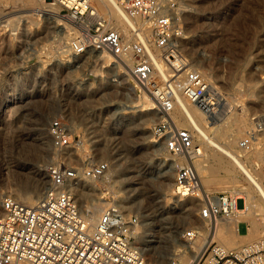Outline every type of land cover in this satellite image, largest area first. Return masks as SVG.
<instances>
[{"label":"rangeland","instance_id":"1","mask_svg":"<svg viewBox=\"0 0 264 264\" xmlns=\"http://www.w3.org/2000/svg\"><path fill=\"white\" fill-rule=\"evenodd\" d=\"M28 1L26 2L28 4L18 6L12 4L11 0H0V11L9 7L12 12L8 16L12 19L8 29L0 30V212L3 198L12 195V190L20 182L30 190L40 188L44 193L49 187L51 181L49 172L54 166H80L88 159L105 161L97 160L99 158L94 156L93 151L98 148L109 158L113 171L108 179L84 180L86 185L90 183L94 185L92 197L106 199L108 203L115 205H124L125 208L123 206L120 209L126 215L138 218L137 233L141 231L144 223L150 222L152 237L156 239L164 235L168 241V252L178 254L184 248L182 245L187 243L183 238L184 231L193 226L199 227L201 222L197 217V204L194 210H190L193 215L191 222L187 219L176 222V215L182 211L181 207H176V203L182 198H179L173 189L174 177L176 170L187 165L189 159L169 153L164 139L154 133L155 126L164 118L157 100L149 89L133 79L123 61L118 65L116 62V65L104 67L106 65L95 57L94 52L97 53L95 50H90L86 56L83 55L85 58L81 56L75 62L64 64L63 60L66 59L68 52L75 53L73 43L75 39L81 37V33L64 18V12L60 11L58 5L55 6L59 18L72 28V33L77 31L67 45L61 43L60 34L54 28L51 29L52 26L56 28L57 23H51V26L44 23V17L39 12H30L33 14L26 21L27 24L24 22L27 28L26 25H22L28 30L17 39L14 34L17 30L14 29L22 28L15 19L20 14L18 10H31L38 6L37 0ZM175 1L181 9V22L187 30L188 38L194 37L193 41L189 40L182 47L181 53L186 67L198 71L212 88L218 91L222 97L218 112L224 110L226 113L222 125L217 129L208 130L206 138H216L224 144L231 140L230 147L262 179L264 124L260 118L264 114V85L258 79L264 78V42L261 41L264 39V0ZM48 2L53 3V0ZM185 4H190L191 7L187 13L183 11ZM12 5L18 7L13 9ZM97 9L108 14L112 20L113 12L106 5ZM3 25L5 24H0V28ZM112 26L115 27L114 23ZM119 29L126 31L127 26ZM154 49L161 53L159 49ZM257 54L262 55L258 62L254 61ZM124 70L125 72L127 70L126 74L129 73L128 79L122 77ZM23 72H26V75ZM176 77H178L176 72L170 69L165 80H161L153 73L151 82L154 81L163 88L166 82ZM100 81L102 85L99 84ZM126 83L134 85L132 98L146 92L155 103L157 113L156 115L150 111L133 113L135 123L126 126V122L120 120L118 127L113 129L114 123L122 114L127 113L125 106L131 104ZM261 85L263 87L259 89ZM180 91L183 93L181 88ZM223 103L226 106H223ZM173 111L174 115L171 113V118L179 128L192 127L186 117L180 116L178 109ZM54 120H60L70 127V140L74 148L67 149L70 150L69 154L66 153V149H59L52 143L49 126ZM258 121L262 122V129L257 130L255 126ZM238 124H241V130H236ZM253 127L257 139L252 141L247 150H243L240 143L249 136L248 131ZM27 133H34L33 137H26ZM108 133L111 134L107 135ZM194 138L196 144L202 142L206 148L205 159L194 163L206 192L211 194L228 192L239 196L242 190H253L231 159L210 146L205 137L195 135ZM209 155H215L228 166L232 171L231 175L224 170H203V164L208 165L205 160ZM257 155L261 157L263 155L262 160L257 161ZM138 164L149 169V174L142 185L132 183L134 181L132 176L136 175L135 169ZM27 165L33 170L39 169L40 174L38 173L36 177L21 174V168ZM126 165L131 172L128 175H121V172L127 170ZM169 166L172 167V179L167 190L172 197L170 195L164 197L157 187L156 180L160 176V171H168ZM118 174L121 178L129 179L124 180L121 185L114 183ZM205 176L212 178L214 183L226 185L224 188L207 186ZM230 180L238 182L239 186L227 185ZM262 183L264 184V178ZM134 188L138 190L134 191ZM251 194L261 202L255 190L251 191ZM77 198L83 205L84 200L78 196ZM123 199L126 200L125 203H122ZM185 199L194 203L199 202L195 198ZM188 205L190 202L186 207ZM237 206L239 209L243 208L242 199L238 200ZM253 219L258 226L256 237H237L232 221L228 233L234 244L224 245L230 250H238L264 238V217ZM226 223L220 222L219 227L223 228ZM248 224L250 226L249 220ZM239 232L241 234L247 232L246 222L240 224ZM198 238L197 241L195 238L194 243L188 242L193 250L196 245H203L204 241ZM215 241L219 243L217 239ZM154 251L155 248L145 255L148 264ZM177 261L188 264L192 259L184 258Z\"/></svg>","mask_w":264,"mask_h":264},{"label":"built area","instance_id":"2","mask_svg":"<svg viewBox=\"0 0 264 264\" xmlns=\"http://www.w3.org/2000/svg\"><path fill=\"white\" fill-rule=\"evenodd\" d=\"M118 2L134 19L128 37L114 29L109 15L94 8L92 0H53L54 5L61 7L64 18L81 33L73 43L75 53L83 55L95 50L112 55L117 65L120 61L127 64L133 79L150 92L148 83L152 79L153 65L145 55L146 42L159 49L169 63L172 61L173 72L178 73L184 65L187 69L180 49L186 29L175 0ZM176 80L177 77L166 82L155 96L164 118L155 126L154 133L164 139L169 153L192 161L199 152L193 132L190 128H179L170 116L174 107L171 82L179 85ZM183 81L184 94L201 110L208 115L219 111L221 95L197 71L188 70ZM257 124L262 129L261 122ZM50 133L55 147L72 146L70 127L66 123L52 121ZM251 143L252 138L248 136L240 144L249 148ZM108 170V162L93 159L80 166L57 165L51 169V184L37 205L29 206L11 195L5 196L0 212V264H147L133 232L138 222L136 216L126 215L110 204L96 223H90L72 194L71 189L76 184L101 180ZM173 189L178 196L201 197L197 215L209 227L239 214L237 203L241 199L233 194L204 196L199 175L190 163L176 170ZM198 230H185L184 240L195 238ZM189 264H264V240L246 245L241 251H226L212 241Z\"/></svg>","mask_w":264,"mask_h":264},{"label":"bare ground","instance_id":"3","mask_svg":"<svg viewBox=\"0 0 264 264\" xmlns=\"http://www.w3.org/2000/svg\"><path fill=\"white\" fill-rule=\"evenodd\" d=\"M26 2H29V1L28 0H11L12 4H17V5L18 4H28ZM36 2L38 5L36 8H33V9L31 8V10H25V9L24 10H18V12L20 14H18L15 17V19L17 20V23H19L20 27H22L23 24L24 25L27 24L26 21H28V19L30 18V15L33 14L30 12H39V13H41V16L44 17V23H46L48 25H50L51 23H54V22L57 23V27L55 28L54 26H52L51 29L54 28V30L60 34L59 35L60 42L67 45L71 41L72 36L75 35L77 33V31H74L72 33L71 32L72 28H70V26H68V24L66 22L62 21L61 18H59L60 16L58 14L57 7L54 5V3H50V2H48V0H37ZM92 2L95 5H97V7H100V8L102 7V5H106L111 10V12H113L111 14L112 20H110V22H111V24L114 23V26H115L114 29L119 34H121L122 36L128 37L129 28H130V26H133L134 19L131 18L130 15L125 11L124 5H119L118 0H92ZM17 5H12L13 9ZM18 6H20V5H18ZM93 7L97 9V7H95L94 5H93ZM59 8L61 10L60 6H59ZM190 8H191L190 4H185L183 11L187 13L188 9H190ZM11 14H12V12H11V10H9V7L6 9L4 8L3 10L0 11V15H1L0 16V24H2V23L5 24V25L1 26L0 30L6 31L8 29L7 27L11 24V20H12L8 16ZM126 26H127L126 31L119 29V28H125ZM23 27L25 28V26H23ZM23 27L20 29H17V28L14 29L13 28L14 30H17L14 33L16 35L17 39L19 38V35H21V36L24 35L25 30L26 31L28 30V29H26L27 25H26L25 29ZM11 29H9V30H11ZM186 32H187V30H186ZM47 33H48V31H47ZM183 39H184V41L182 42L181 48H180L181 51L183 50L182 47H184L186 45V43L189 42V40L190 41L194 40V37L191 36V38L189 39L187 36V33H186V35ZM261 41L264 42V39H261ZM145 48H146L145 55L150 59L152 65H153V73H155L157 75V77L160 78L161 80H165L167 78V75L170 73V69L174 70V67L171 65L172 61H170V63H169L166 59L164 60L165 57H163L162 54L158 50H155L154 48H152L151 44H148L147 42H146ZM83 55L86 56V54H83ZM83 55L82 54L79 55L77 53H70V51H69L68 55H67L68 57L66 56V59L63 60L65 62L64 64H70L72 62H75V61L79 60L80 57ZM94 55H95V57H97V59H100V61H101L100 63L106 65L104 67H107V65H116V61L114 60V57L112 55L106 53V52H103V51H99L97 53L94 52ZM130 55H132V54H130ZM258 55H260V54H257V56L254 60L256 62L260 61L258 59L261 58V56H262V55H260V56H258ZM43 62H44V60H43ZM166 63L168 66H166ZM175 63L176 62H174L173 65H176ZM248 63L249 62H247L246 65H248ZM188 70H190V69L188 67H187V69H185V65H184L183 68L181 70H179L178 73H176V75L178 76L176 82H180L179 85H177V84L175 85V81L171 82L173 85V92H174L173 93L174 107H176L175 109H178L180 111V116L186 117L187 120L189 121L190 125L192 126L190 129L193 132V137L195 135H198L199 137H205L206 138L208 130L217 129L218 127H220L222 125V123L224 122L226 113L223 112L224 110H221L220 111L221 113L216 112L215 115H208L203 110H201L194 102H192L185 94H183L184 92L182 93L180 91V88L182 89V86L184 84L183 80L186 77ZM126 72H127V70H126ZM126 72H125V70L123 71L122 77L123 78L125 77V79L126 78L128 79L129 73L126 74ZM23 74L26 75V72H23ZM98 80H99V78H98ZM150 80L152 81V79H150ZM258 80H260V83H262L264 85V78L260 77ZM151 81L148 84L151 87V89L153 90V91L151 90V94L155 98L156 94L159 95V93L161 92L162 87H159L154 81L153 82H151ZM206 83L209 84L207 81H206ZM99 84L102 85L103 83L100 81ZM126 84H127L126 89L128 90V92H127L128 100L131 104L125 106L124 109L127 110V113L122 114V116L114 123L113 129L115 127H118L120 120L124 121V123L126 122V126H128L129 124L131 125V124L135 123L136 120L134 119L133 113H141L143 111H148V112L150 111V112L154 113L155 115L157 113L155 103L153 102L152 98L146 94V92L141 93V95L138 97L135 96V98H132L131 95H134V90H135L134 85H132L130 83H126ZM263 85H261L259 87V89H261L263 87ZM209 86L212 87V85H210V84H209ZM87 94H89V93H87ZM224 103H223V106L225 105ZM174 107H173V110H175ZM173 110L171 111L172 114L174 112ZM171 113H170V116H171ZM255 119H257V117ZM260 120L264 124V114L261 116ZM237 126L238 127L236 130H241V124H238ZM259 127L260 126H258V124L256 123L255 128L258 130ZM91 132H95V131H91ZM34 133H27L28 135H26V137L32 136ZM49 133H50V126H49ZM110 134L111 133H108L107 135H110ZM50 135H51V133H50ZM94 135H97V134L94 133ZM248 135L251 136L252 141H255L257 139L256 138V130H254V127L248 131ZM32 137H30V138H32ZM34 138L36 139L38 137H34ZM51 138H52V143L54 145L53 137L51 136ZM206 140H208L210 146L219 150L221 153H223L225 156H227L229 159H231V161L237 167L238 171L241 173V175L244 177V179L252 186L253 190H242L241 195H239V196L237 195L238 199L244 200L245 207L243 206V208H241L239 210V214L236 217H234L233 219L223 220V222H227L223 228L219 227L220 222H217L216 225H212V227H209L197 215L199 221L201 222L200 226L199 227H197V226L190 227V228L199 229L198 230L199 234H197V236L195 237L196 240H195V238H193L192 240H189V239L186 240L187 243L185 245H182V246H184V248H182L181 251L175 255L170 254V252H168V250H167L168 241H166V239H165L166 237H164V235L158 236V237H156V239H154L152 237L153 232H152V225H150V222L144 223L142 225L143 228L141 229V231H138V233L136 232V230H137V228H139V225H138L139 221L136 222V225L134 227L133 232H134L135 237H136V242H137L138 246L141 248L144 256L149 251H151V249H153V248L156 249V251H154V253H152L153 255L150 258V261H149L150 263H154V264L180 263L177 260H184V258L185 259L189 258V259L194 260L197 256L202 254V251L206 248V246L210 242H212V241L216 242L215 241L216 239H217V241H219V245L221 246V248L226 250V251H241L244 247H246V245L241 247L238 250H234V249L230 250L229 248H227L224 245V244H228V245L233 246V244H234L231 237H230V234L228 233L229 228H231L230 222H232V221L234 222L233 226L235 228V231H236L235 235L237 237L254 238L257 236L258 226H257L256 220L253 218L264 217V184L262 183V179L264 177L261 179V176L258 175L251 167H249L246 164V162L243 160V158L230 147L229 141H231V140H227V143H225V144L221 143L216 138H210V139L206 138ZM194 141H195V138H194ZM195 146H197L199 152L193 158L192 161L189 160V163L191 165H193L194 168L196 169V166L194 165V163L196 161L200 162V161H202V159H205L206 148L202 142L197 143V144L195 143ZM240 146H241V144H240ZM72 147L73 146H69V147L64 148V149H66V153L69 154L70 150H67V149H71ZM242 149L247 150L248 148L242 147ZM94 150H95V151H93L94 156L99 158L97 160H100V159L105 160V162H108L110 165L109 158L106 157L105 152L103 150L100 151L98 148H96ZM261 158H263V155H262V157H261V155L256 156L257 161L262 160ZM205 161L208 162V165L203 164V166H202V169L205 171L210 170V169H215V170H224L228 175H231V173H232L231 169L228 166L224 165L220 161V159L218 157H216L215 155H209ZM125 167L127 170L121 172V175H128L131 172L129 170L128 165H126ZM21 170H22L20 172L21 174L31 175V177L32 176L36 177L40 174L39 169L33 170V168L28 166V165L21 168ZM45 170H47V169H45ZM112 171H113V167H111V165H110L107 174L102 179H105V178L108 179L109 176L111 175ZM196 171L198 173V169H196ZM49 173L51 174V172H49ZM135 173H136V175L132 176L134 178V181L132 183L137 184V185H142V184H144L143 182L145 180V177H147V175L149 174V169L146 168V166L143 167L142 164H138L136 166ZM121 175H119V174L117 175L118 178L114 181V183H119V185H121L124 183V180L129 179V178H121L120 177ZM159 175L160 176L158 177V179L156 181H157V187L160 190L162 196L166 197V196L170 195L172 197V195L169 194L168 190H167L170 183H171V179H172V167L169 166V170L166 172L160 171ZM198 175H199V178L201 181L202 191H203L204 196H206L207 194L210 195L211 193L206 192V190L203 188V183H202L200 174L198 173ZM204 181H205L206 185L210 186V187L214 186L216 188H224V186L226 185V184H221V183H214V180L208 176L204 177ZM85 183L86 182L81 181V183H78L74 187H72L71 191H72V194L76 198L78 196L79 198H82L81 200H84L83 205H81V204L80 205H81L82 210L85 213L88 221L90 223H96L99 220L104 208L109 206L110 204H113V203H108V201H106V199L92 197L93 196L92 192L95 190L94 185H92L91 183L86 185ZM128 183H130V182H128ZM50 184H51V181H50ZM50 184H49V186H50ZM232 184L235 186H239V183L235 182L233 180L228 181L227 185H232ZM40 186H41V184H40ZM137 190H138V188H134V191H137ZM254 190L258 193L259 198L261 199V202L259 200H257L254 195L251 194V191H254ZM44 193L41 192L40 188H35V189L30 190L25 185H22V183L20 182V183H18V186L12 190V195L11 194L10 195L14 199H16L17 201H19L21 203L23 202V204H26L29 206H35L38 204L40 199L43 197ZM225 193H228V192H225ZM229 194H232V193H229ZM234 196L237 197L236 195H234ZM178 197L182 198V199L177 200L178 202L176 203L177 204L176 207H179V208L181 207L182 211L176 215V217H177L176 222H180L181 219H187L191 222L193 215L191 213L192 211H190V210L193 209L197 204L198 205L197 210L199 211L200 206L202 204V203H200L201 197H199V196H194V197L193 196H181V195ZM185 198H187V199L188 198H195L199 202L194 203V202H191V200L186 201ZM77 201H78V198H77ZM125 202H126V200L123 199L122 203H125ZM188 202H190V205H188V207H186ZM115 206H117L120 209V208H123L124 205L120 204V205H115ZM183 207H185L186 209H184ZM124 208H125V206H124ZM198 211H197V214H198ZM241 219H248L250 222V226H247L248 227V229H247L248 234L244 235V236L240 235L239 227L237 225L238 220H241ZM247 225H249V224L247 223ZM197 237L201 238L202 239L201 241H204V242H203V245H196L195 250H193L191 248V245L188 242L194 243V240L197 241ZM262 240H264V238L260 239L259 241H262ZM259 241H256L254 243L256 244ZM254 243H250L248 245L250 246L251 244H254ZM146 262H147V260H146Z\"/></svg>","mask_w":264,"mask_h":264},{"label":"crops","instance_id":"4","mask_svg":"<svg viewBox=\"0 0 264 264\" xmlns=\"http://www.w3.org/2000/svg\"><path fill=\"white\" fill-rule=\"evenodd\" d=\"M242 222H246V224H247V223H248V220H244V219L238 220V222H237L238 227L240 226V224H241ZM247 234H248L247 232L244 233V234H241V233H240V235H242V236L247 235Z\"/></svg>","mask_w":264,"mask_h":264}]
</instances>
